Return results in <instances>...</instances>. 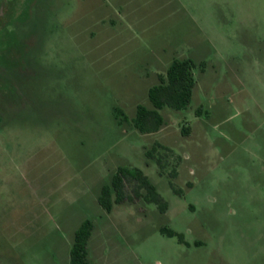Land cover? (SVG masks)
Returning <instances> with one entry per match:
<instances>
[{
	"label": "rangeland",
	"instance_id": "1",
	"mask_svg": "<svg viewBox=\"0 0 264 264\" xmlns=\"http://www.w3.org/2000/svg\"><path fill=\"white\" fill-rule=\"evenodd\" d=\"M176 57L188 108L121 125ZM120 167L168 210H106ZM86 220L90 264H264V0H0V264H72Z\"/></svg>",
	"mask_w": 264,
	"mask_h": 264
},
{
	"label": "trees",
	"instance_id": "2",
	"mask_svg": "<svg viewBox=\"0 0 264 264\" xmlns=\"http://www.w3.org/2000/svg\"><path fill=\"white\" fill-rule=\"evenodd\" d=\"M196 62L191 58H174L165 74L159 75V83L149 90V100L152 107L138 104L136 115L129 117L122 108H116V117L121 125H129L141 133L148 134L159 131L165 124L166 119L162 110L166 107L174 110L188 108L192 102L196 78L194 69ZM188 133V129H184ZM160 144H156L148 151L150 157H156ZM157 161L162 172L163 158L158 155ZM134 183V197L145 198L147 202L157 204L162 213L168 210V202L158 192L156 186L140 168L120 167L114 174L111 184L102 188L99 196L100 204L111 211L114 203H123L132 198L127 192V183ZM173 185V183H172ZM176 190V189H175ZM178 192V190H176ZM94 229L93 222L86 220L76 231L71 249L72 264H90L88 244ZM162 231L170 236H178L184 240L183 234L168 227Z\"/></svg>",
	"mask_w": 264,
	"mask_h": 264
}]
</instances>
